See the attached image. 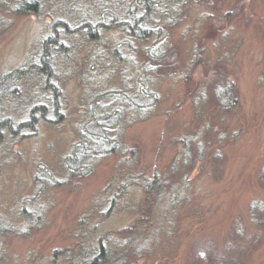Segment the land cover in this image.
Masks as SVG:
<instances>
[{
  "label": "rangeland",
  "instance_id": "obj_1",
  "mask_svg": "<svg viewBox=\"0 0 264 264\" xmlns=\"http://www.w3.org/2000/svg\"><path fill=\"white\" fill-rule=\"evenodd\" d=\"M18 1L0 0V264L101 246L99 264H264V0ZM104 120L109 149L70 170Z\"/></svg>",
  "mask_w": 264,
  "mask_h": 264
},
{
  "label": "trees",
  "instance_id": "obj_2",
  "mask_svg": "<svg viewBox=\"0 0 264 264\" xmlns=\"http://www.w3.org/2000/svg\"><path fill=\"white\" fill-rule=\"evenodd\" d=\"M18 11L23 13H37L40 9V1L39 0H19L17 4ZM41 10V9H40ZM138 19L135 21V23L130 28V31L135 32L138 36H143L142 32L145 31V28L141 27L139 24H137ZM136 26V27H135ZM55 39H58L57 34L53 36H50L48 38V41H45L43 44V51H42V69L46 72H50V59L47 56L49 51L48 42L52 43ZM47 42V43H46ZM47 64L49 66H47ZM112 115H108L107 118H111ZM106 118V119H107ZM105 121V120H104ZM99 124V122H98ZM109 122L107 120L105 123H101L96 133L95 130L86 131L84 135V139L81 143L76 144L71 151V153L66 157L65 163L67 164L68 168L72 171H78L79 164L82 162L85 158H92V157H99L102 156L104 152H106L109 148L107 145H111L112 140H109V126H107ZM13 125H9V127L12 128ZM101 130V131H100ZM100 131V132H99ZM104 148V149H103ZM102 255V256H101ZM104 255V248L103 246L100 247L99 254L92 259L90 264H99L101 261H99L98 258H102Z\"/></svg>",
  "mask_w": 264,
  "mask_h": 264
}]
</instances>
